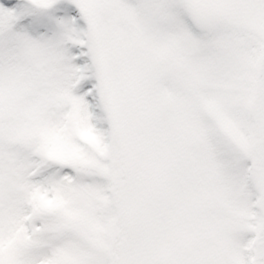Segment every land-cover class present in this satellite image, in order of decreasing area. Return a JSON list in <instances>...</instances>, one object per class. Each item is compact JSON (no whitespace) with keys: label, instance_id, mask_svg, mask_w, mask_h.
I'll return each mask as SVG.
<instances>
[{"label":"snow or ice","instance_id":"6c2138e0","mask_svg":"<svg viewBox=\"0 0 264 264\" xmlns=\"http://www.w3.org/2000/svg\"><path fill=\"white\" fill-rule=\"evenodd\" d=\"M0 264H264V0H0Z\"/></svg>","mask_w":264,"mask_h":264}]
</instances>
